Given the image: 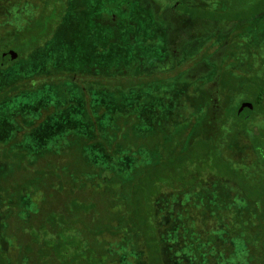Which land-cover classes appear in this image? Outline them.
Instances as JSON below:
<instances>
[{"label": "rangeland", "instance_id": "1", "mask_svg": "<svg viewBox=\"0 0 264 264\" xmlns=\"http://www.w3.org/2000/svg\"><path fill=\"white\" fill-rule=\"evenodd\" d=\"M175 2L180 3L179 9L181 11L188 10L201 17L178 12L173 7ZM45 6L55 10L54 14H57L63 6V1L0 0V38H6L5 40L8 43L14 42L16 37L13 33L40 15ZM64 7L63 14L59 17L58 23L54 25L50 37L35 50L36 52L31 57L27 55L20 61L11 63L7 69L2 68L3 55L0 57V85L4 82L14 81L15 77H12L13 75H18L19 78L22 77L21 79H23V76L28 78L30 74L47 73L55 81L54 84L59 86L58 88L56 86L49 94L47 93L49 85L45 84V80L35 81V85L39 87L41 94L40 100H38L40 101L38 111L41 114L39 115L40 120H45L42 121L43 123L39 122L35 125V122L27 121L32 114L33 117L37 115L36 110L28 113V116L21 115L20 111H16V109L0 112V151L8 150L11 155L13 152H18L15 149L20 148L24 155L26 154L28 160V144L35 143L37 138L42 144L43 141L53 140L54 138L57 148L64 147L63 156H68L71 153V158H73L74 155L76 156V152H83V149H86L84 146H74L68 149L66 145H69V140L60 141L61 144L58 141V134H64L69 128L76 133H83V136L84 134L96 135L91 129L88 130L93 122H90L84 105L78 104L76 88L79 89L80 84L86 86L89 91L88 95L92 94L99 97L94 100V103H97L96 105L104 104L105 106V108L103 106L101 109L92 110V116L95 118V122L100 124V128L103 126L104 114L107 115L109 111H113L112 117L119 122L117 126L118 133L122 136L125 135L123 133L128 130V126L122 125V122L124 116L125 118L130 116L123 115L124 113L121 110L134 109L135 113H140L144 118L139 123H134L135 145L139 144L136 145L139 147L143 145L145 148V144L155 143L156 152L159 155L167 154L170 143L175 141L174 138H171V135L174 134V127L178 126L180 128V130L177 129L179 136H175L178 140L184 137L186 133L184 128L187 125H185V121L180 119L173 121L174 118L168 119L169 121L166 123H159L162 117L158 99L162 100L163 108L170 99V95L166 98L168 87H164L163 83L165 84V82L153 84L151 87L149 85L136 88V91L132 90L129 96L113 100L109 91L105 90L106 94L103 93L102 89L105 84L98 81L96 79L98 76L95 77V75L111 74L114 66L121 71H130L132 67L133 70L131 71L135 73L153 71L154 68L155 70L164 69L174 62L180 61L186 42H194L213 34H216L215 39H218V41L227 37L235 21L225 22L224 27L221 28L218 34L217 30L219 25L222 24L220 20L233 18L241 20L247 18L253 11L263 9L264 12V0H65ZM114 25L119 29H114L111 32L110 28ZM222 55L223 51L219 49L211 58L216 63L215 66L222 64ZM243 57L249 58L253 66L262 63L261 67L264 70V45L260 49H256V54L253 55L251 52L245 54L244 52ZM219 68H223L221 70L223 76L220 75L221 87L223 84L226 86L231 85L233 91L230 94V99L234 97L232 103L236 105L233 111L237 115L241 114L244 105L240 106V99L245 97V91H251V84L248 83L247 78L245 79L242 76L243 73L245 74V65L240 63V66H236L234 63H226V65L223 64ZM210 69L207 63L197 66L188 74L190 81H194ZM102 72H106V74ZM247 73L249 72L247 71ZM72 75L76 78H71ZM216 79H218L217 76L202 85L208 90L210 89V91L206 90L207 93L214 92ZM72 86H76V88H71ZM149 87L150 91L148 93L146 91ZM63 88L66 90L70 88L65 95ZM234 90L242 92L236 93ZM184 104L188 103L185 101ZM117 109L120 112H117ZM231 115L234 116L233 113ZM143 121L145 126L147 125L146 129L143 127ZM244 121V119L232 117L227 125L223 126L222 133L227 136H229L228 134H234V128L237 127L238 129L239 126H243ZM247 122L246 128L252 126L261 128L264 126L262 121L253 119V117L249 118ZM15 130L19 132V139L17 138L16 141L11 136V133ZM188 130L186 135L188 144L195 146V155L203 161L202 165L209 158V154V163L215 165L216 172L214 174L222 173L226 167L222 164L223 166L219 168L218 149L216 147L218 140L216 139L215 142L214 138L205 139L201 137L200 127L193 128L190 125ZM72 139H75V135ZM234 141H236L235 148L231 142L229 143V145L231 144L229 150L223 152L228 158L239 162L233 163L223 174L227 175V180H229L231 197L234 200L233 192H236L244 194L245 198H264V181L256 178L257 170H259V167H263L262 164L258 166L259 162L262 163V160H257V158H264V139L258 137L246 141L244 137L238 136L237 140ZM245 142H248L249 149H247V144L244 145ZM208 145L211 146L209 147L210 150H215V153L212 151L209 153L210 150H207ZM260 145L261 147H259ZM55 146H53V152H50L52 155L57 154L54 151L57 149H55ZM97 150L96 148L89 149L88 157L85 156L86 159L83 161L84 170L88 173H94L92 179H90L91 181H86L88 173H80L73 186L70 181L71 178L74 180L72 177L73 171L67 168L62 170L64 174L67 173L71 176L68 183H71L72 192L76 186L81 185L83 182H87V192H94V197L89 198L94 206L89 211L94 215L95 220L90 221V225L99 227L111 224L119 235L110 236L105 233L101 237H96L91 235L97 230L96 228H81L75 224L69 234L73 235V230L81 233L84 239L89 240L92 244L94 243V249L97 250V253H89L88 248L86 250V247L82 244L80 246L78 243L74 245L76 243L74 240L77 239L72 236L71 246L67 251L70 253L72 250L79 248L80 256L71 259L70 264H118L119 260L117 261V256L113 253L117 254L118 252L117 255H119L121 251V255L126 254L122 264H168L161 257V242L157 232V197L161 196L162 193L172 191L174 186L179 187L184 183H188L190 177L185 174H183V178L180 177V173H173L170 170L169 163H164L162 168L157 164L154 172H149L142 180L143 174L140 178L136 177L145 169L141 161L134 177L126 182L125 189L122 191V184L114 181L111 173L105 168V164H117L116 159L112 161L115 154L111 153L112 155L106 156L99 154ZM1 166L3 167L0 169V203L6 201L5 197L9 195L7 204L0 205L1 211H9L7 208L11 200L10 196L15 198L20 197V195L24 196L21 198V202L23 199L28 203V207L22 203L24 205V210L20 212L22 217H26L29 212L39 207L46 210L47 213L50 209L54 210V207H56L54 211L59 210L60 207L57 206V201L54 198L55 194H53L54 190L57 193L59 192L57 183L54 186L44 179L47 184L46 188L44 183H41V185L33 184V182L40 180L41 173H36L33 168L21 166L19 162L16 163L13 160L4 165L0 164ZM97 166H102L105 169L99 176L97 173L100 168ZM57 167L56 164L53 166L55 169ZM187 167L184 166L182 171L187 172V169L185 170ZM28 178L32 183H27ZM140 180L142 181L139 182ZM53 182H56V180ZM119 186H121L120 189ZM132 191L135 193L134 196L131 195ZM72 192L66 189V197L72 196ZM239 194L236 195L237 198L242 196ZM67 201L68 199L66 203ZM42 214L44 215L45 212L43 211ZM119 216L120 218H118ZM196 216L198 217L199 214ZM216 217L195 219L193 225L198 230L210 228L213 226L210 224L216 220ZM242 219L240 218V220ZM78 224L82 225V221ZM86 224H89V220ZM126 239L128 243L125 242ZM124 244H126L125 249H127L125 251L121 248ZM216 245H218L217 250H223V243ZM226 245L229 244H225V247ZM11 249L8 255L9 259L5 256L6 262L8 264H20L19 261L15 260L18 250L11 251ZM128 251L130 253L129 257H127ZM56 262L54 261L53 264ZM230 262L233 263V260Z\"/></svg>", "mask_w": 264, "mask_h": 264}, {"label": "trees", "instance_id": "2", "mask_svg": "<svg viewBox=\"0 0 264 264\" xmlns=\"http://www.w3.org/2000/svg\"><path fill=\"white\" fill-rule=\"evenodd\" d=\"M62 1L63 6L57 14H54L55 10L45 6L42 13L34 20L16 30L13 33L16 37L14 42L8 43L5 40L6 38H0V57L6 53L13 55V58L6 62L2 68L7 69L11 63L20 61L27 55L31 57L36 52L35 50L48 40L54 25L58 23L59 17L63 14L65 0ZM175 4L177 3L175 2ZM173 7L178 12L201 17L188 10L181 11L179 6L173 5ZM209 19L214 20L213 18ZM229 21H235V23L227 37L218 41V39H215L216 34H213L210 37L197 39L194 42H186L180 61L174 62L164 69L155 70L154 68L153 71L135 73L131 71L133 70L132 67L130 71H121L114 66L111 74L102 72L106 75H95V77L98 76L96 78L98 81L105 84L102 89L103 93L106 94L105 90L109 91L113 100L129 96L132 90L136 91V88L149 85L151 87L153 84L165 82V84L163 83L164 87H168L166 98L170 95V99L164 108L162 107V100L158 99L162 117L161 119L159 118V123H166L169 121L168 119L174 118L173 121L180 119L185 121V125H187L186 127L184 126L186 131L184 137L178 140L175 136H179L178 130L180 128L178 126L174 127V134L171 135V138H174L175 141L170 143L167 154L159 155L156 152L155 143L145 144V148L143 145L141 147L136 146L139 144L135 145L134 123H139L144 118L140 113H135L134 109L121 110L124 113L123 115L130 116L128 118L124 116L122 122V125L128 126V130L123 133L125 135L122 136V134L118 133L117 126L119 122L112 117L113 111H109L107 115L104 114L103 121L105 123L103 122V126L100 128V124L96 123L95 118L92 116V110L101 109L104 104L96 105L97 103L95 104L94 100L99 97L92 94L88 95L89 91L86 86L80 84L79 89L76 86L71 88H76L79 103L75 100L79 105H84L90 122H93L88 130L91 129L96 135L84 134L83 136V133H76L69 128L64 134H58V141L60 143V141L69 140V145H66L68 149L74 146H84L86 149H83V152H76V156L74 155L73 158H71V153L68 156H63L64 147L61 149L60 147L57 148L54 138L53 140L43 141V144L37 138L35 143L28 144V160L26 154L24 155L20 148L15 149L18 152H13L11 155L8 150L0 151L1 165L13 160L16 163L19 162L21 166L33 168L36 173L40 172V180L33 182V184L41 185V183H44L46 188L47 184L44 179L54 186L57 183L59 192L57 193L54 190L53 194H55L54 198L57 201V206L60 207L57 211H54L56 207H54V210L50 209L49 213L39 207L29 212L26 217H22L20 212L24 210V205L27 206L28 203L23 201V199L21 202V198L24 197L22 195L15 198L10 196L11 200L7 208L9 211L0 210V264H8L6 261L9 259L10 248H12L11 251H14V249L18 250L15 260L19 261L20 264H53L54 261H57L55 264L63 262V264H70L71 259L80 256L79 248L72 250L70 253L67 251L71 246L72 236L77 239L74 240L76 241L74 245L78 243L80 246L82 244V246L86 247V250L88 248L89 253H97V250L94 249V243L92 244L89 240L84 239L81 233L73 230V235L69 234L75 224L81 228H96L97 230L91 234L92 236L101 237L105 233L110 236L119 235L111 224L99 227L90 225V221L95 220L94 215L89 211L94 206L93 202L89 200V198L94 197V192H87V182L76 186L72 192L71 183H68L71 176L67 173L64 174L62 170L67 168L73 171L72 177L74 180L71 178L70 181L74 186V182L78 179L80 173H88L84 170L83 161L88 157V150H93V148L98 149L97 151L102 155L115 154V158L112 161L116 159L117 164H105V168L111 173L114 181L122 184V191L125 189L126 182L134 177L141 161L145 169L136 177L140 178L143 174L142 180L149 172H154L157 164L162 168L164 163H169L170 170L173 173H180V177L183 178V174L190 177L188 183H184L179 187L174 186L172 191L165 194L162 193L161 196L157 197V232L161 242V257L165 262L168 264H264V198H245V195L241 193L242 196L237 198L236 195L239 193L233 192V200L229 180H227V175H223L225 174L224 171L228 170L233 163H239L224 155V150H229L230 148L231 144L229 145V143L232 142L235 148L236 141L234 140H237L238 136L244 137L246 141L258 137L264 139V126L261 128L256 126L246 128L248 125L247 120L251 117L264 123V70L261 67L262 63L259 65L257 63L253 66L249 58L243 57L244 52L245 54L251 52L254 55L256 54V49H260L264 45V12L263 9L253 11L247 18L241 20L237 18L220 20L222 24L219 25L218 34L221 28L224 27L225 22ZM114 29L119 28L114 25L111 26L110 31L112 32ZM219 49L223 51V61L222 64L215 66L216 63L211 58ZM203 63H207L208 68L211 69L191 82L188 76L189 72ZM226 63H234L236 66H240V63L244 64L245 74L243 73L242 76L245 79L247 78L248 83L251 84V91H245V97L240 99L239 104L240 106L244 105V107L241 110V114L238 115L233 111L236 106L232 103L234 97L230 99V94L233 91L231 85L226 86L223 84L221 87L220 83V78L223 76L221 72L223 68L219 67L223 64L226 65ZM216 76L218 79H216L214 92L207 93L206 90L210 91V89L208 90L202 85L210 82ZM230 76L232 77V75ZM12 77H15L14 81L4 82L0 85V112L16 109V111H20L21 115L28 116V113L36 110L37 115L33 117L32 114L27 121L35 122V125L39 122L43 123L45 120H40L39 115L41 114L38 111V104H40L38 100H40L41 94L39 87L35 83L39 82V79L45 80V84L49 85L47 90L49 94L51 90L59 86L54 84L55 81L47 73L30 74L28 78L23 76V79H21L22 77L19 78L18 75H13ZM71 78L76 77L72 75ZM124 80L125 82L123 83ZM150 87L146 92L149 93ZM226 87H229L227 88L228 90ZM69 89H64V95ZM234 92L241 93L242 91L234 90ZM214 93L215 95H213ZM184 100L188 104H184ZM103 110L105 111V109ZM117 112H120V110L117 109ZM232 113L234 116L231 115ZM232 117L244 119V125L239 126L238 129L235 127L234 134L224 135L222 128L227 125V122ZM111 125L113 127H110ZM190 125L193 128L200 127L201 137L205 139L214 138L215 142L218 140L216 147L218 149L219 168L223 166L222 164L226 167L222 173L214 174L216 172L215 165L209 163V154V158L204 162V165H202L203 161L196 157L195 146L188 144L186 136ZM146 126L143 121L144 129H146ZM18 133L16 130L11 133L14 141L17 138L19 139ZM138 133L140 132L138 131ZM73 135H75V139H72ZM143 139L145 140V138ZM247 143L245 142L244 145ZM53 146H55V149L57 148L54 150L57 153L55 155L50 153L53 152ZM209 147L211 146L208 145L207 150H210ZM247 149H249L248 144ZM211 151L215 153V150H210L209 153ZM71 160L73 161L71 162ZM257 160H262V163L259 162L258 166L262 164L263 167H259V170H257L256 178L264 181V158H257ZM55 164L58 166L56 169L53 168ZM184 166H188L185 168L187 172L182 171ZM98 168H100L97 173L99 176L105 169L102 166ZM93 175L94 173H88V178L84 179L89 182ZM215 177L216 179H214ZM55 180L56 182H53ZM27 183H32L29 178ZM120 188L121 186H119ZM66 189L73 193L69 198L66 197ZM46 191L49 193L48 190ZM131 195L134 196L135 193L132 191ZM5 198L6 201L0 203V205L7 204L9 195ZM126 198L128 199L129 197ZM41 210L45 212L44 215ZM197 214H199L198 217L196 216ZM204 215L206 216L205 218ZM214 216L217 217L210 224L213 225L210 228L198 230L193 225L195 219L214 218ZM240 218L243 219L240 220ZM87 219L89 220L88 225L86 224L88 222ZM81 221L82 225L78 224ZM21 230L23 231L21 232ZM41 233L42 238H40ZM125 242L128 243L127 239ZM219 243H223V250H217L218 245L215 246V244ZM225 244H229L232 247L229 245L225 247ZM125 246L126 244L121 246L124 251L127 250ZM208 246L212 247L209 248ZM121 253L122 251L119 252V255H117L118 252L117 254L113 253V255L117 256V261L119 260L118 264H122L126 256V254L121 255ZM129 254L128 251L127 257H129ZM260 259L262 260L258 261ZM231 260H233V263L230 262Z\"/></svg>", "mask_w": 264, "mask_h": 264}, {"label": "water", "instance_id": "3", "mask_svg": "<svg viewBox=\"0 0 264 264\" xmlns=\"http://www.w3.org/2000/svg\"><path fill=\"white\" fill-rule=\"evenodd\" d=\"M13 58V55L11 53H6V54H3V57H2V64L4 65L6 62L10 61L11 59ZM245 116V115H243Z\"/></svg>", "mask_w": 264, "mask_h": 264}, {"label": "flooded vegetation", "instance_id": "4", "mask_svg": "<svg viewBox=\"0 0 264 264\" xmlns=\"http://www.w3.org/2000/svg\"><path fill=\"white\" fill-rule=\"evenodd\" d=\"M174 5H175L176 7H178V6H179V4H175V3H174ZM8 54H9V53H8Z\"/></svg>", "mask_w": 264, "mask_h": 264}]
</instances>
